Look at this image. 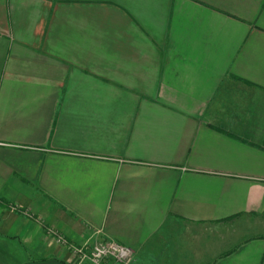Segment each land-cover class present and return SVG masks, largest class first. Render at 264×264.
Here are the masks:
<instances>
[{
	"label": "crops",
	"instance_id": "obj_1",
	"mask_svg": "<svg viewBox=\"0 0 264 264\" xmlns=\"http://www.w3.org/2000/svg\"><path fill=\"white\" fill-rule=\"evenodd\" d=\"M264 264V0H0V264Z\"/></svg>",
	"mask_w": 264,
	"mask_h": 264
},
{
	"label": "built area",
	"instance_id": "obj_2",
	"mask_svg": "<svg viewBox=\"0 0 264 264\" xmlns=\"http://www.w3.org/2000/svg\"><path fill=\"white\" fill-rule=\"evenodd\" d=\"M46 229L54 242L65 247L70 254L68 264H129L135 258L131 245L116 239L85 241L77 244L67 240L65 234L51 224L47 225Z\"/></svg>",
	"mask_w": 264,
	"mask_h": 264
}]
</instances>
